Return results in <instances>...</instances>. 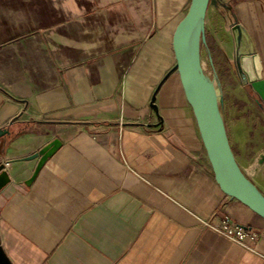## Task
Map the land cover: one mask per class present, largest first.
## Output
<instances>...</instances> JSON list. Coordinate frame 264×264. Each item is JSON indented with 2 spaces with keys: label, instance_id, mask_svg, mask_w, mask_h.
I'll return each instance as SVG.
<instances>
[{
  "label": "crops",
  "instance_id": "0c3cea01",
  "mask_svg": "<svg viewBox=\"0 0 264 264\" xmlns=\"http://www.w3.org/2000/svg\"><path fill=\"white\" fill-rule=\"evenodd\" d=\"M226 1L264 76V0ZM190 2L0 0V47L39 36L58 76L47 86L48 70L14 59L31 80L14 85L42 88L21 95L0 81L11 177L0 236L15 264H264V217L217 183L176 67L174 32ZM224 123L264 194V163L246 171ZM54 138L61 147L27 184L38 159L24 156ZM225 214L262 233L257 251L202 224Z\"/></svg>",
  "mask_w": 264,
  "mask_h": 264
},
{
  "label": "water",
  "instance_id": "95a60500",
  "mask_svg": "<svg viewBox=\"0 0 264 264\" xmlns=\"http://www.w3.org/2000/svg\"><path fill=\"white\" fill-rule=\"evenodd\" d=\"M209 4L210 0H191L186 13L177 24L173 37L176 67L196 116L217 183L226 194L237 198L264 217V194L258 190L237 161L218 106L216 93L189 49L192 30L199 19L203 21ZM231 32L234 39V59L240 79L247 93L264 112L263 65L255 41L248 28L236 19L231 26ZM14 59L20 66H23L26 72L29 71L28 64L48 70L53 79L47 86L55 85L58 82L57 73L39 36L0 47V81L7 88L21 95H30L32 92L40 90L42 87L32 86L27 90H22L14 85V80L25 81L28 84L29 81L31 82L27 78L30 74L24 73L22 67H20L21 74L10 68ZM9 132V128L1 127L0 137ZM61 145L60 138H54L39 150L24 156V159H38L33 173L26 180L27 184H31L36 179L48 159L58 151ZM7 162L8 160L0 158V194L11 182L6 168ZM263 163L264 151L257 156V164L253 168L258 169ZM224 168L231 178L226 177ZM0 264H15L3 247L1 236Z\"/></svg>",
  "mask_w": 264,
  "mask_h": 264
},
{
  "label": "rangeland",
  "instance_id": "374dc122",
  "mask_svg": "<svg viewBox=\"0 0 264 264\" xmlns=\"http://www.w3.org/2000/svg\"><path fill=\"white\" fill-rule=\"evenodd\" d=\"M234 11L229 1L210 0L202 21L196 61L210 81L216 80L220 93L218 106L236 156L246 171L252 173L253 165L257 164V157H253L264 144V112L245 90L237 71L231 32ZM239 122L245 128H237Z\"/></svg>",
  "mask_w": 264,
  "mask_h": 264
},
{
  "label": "built area",
  "instance_id": "2783aa9c",
  "mask_svg": "<svg viewBox=\"0 0 264 264\" xmlns=\"http://www.w3.org/2000/svg\"><path fill=\"white\" fill-rule=\"evenodd\" d=\"M211 219H203L202 224L213 228L249 250L257 251V244L262 236L260 231L234 222L229 214L222 217L220 224H215Z\"/></svg>",
  "mask_w": 264,
  "mask_h": 264
},
{
  "label": "bare ground",
  "instance_id": "6f19581e",
  "mask_svg": "<svg viewBox=\"0 0 264 264\" xmlns=\"http://www.w3.org/2000/svg\"><path fill=\"white\" fill-rule=\"evenodd\" d=\"M201 27H202V21H201V19H199V21L194 26V29L192 30V33H191L190 38H189V49H190V52H191L192 56L194 57V59L196 58L197 53H198V49H199ZM209 82H210L212 88L214 89V91L216 93V97L219 98L220 93L218 90V85H217L216 80H212ZM223 170H224L226 177L231 178L229 173L227 172V170L225 168Z\"/></svg>",
  "mask_w": 264,
  "mask_h": 264
}]
</instances>
